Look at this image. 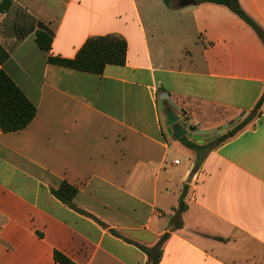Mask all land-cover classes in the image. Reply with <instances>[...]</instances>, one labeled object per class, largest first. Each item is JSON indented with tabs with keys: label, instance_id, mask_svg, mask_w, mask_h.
Masks as SVG:
<instances>
[{
	"label": "crops",
	"instance_id": "obj_1",
	"mask_svg": "<svg viewBox=\"0 0 264 264\" xmlns=\"http://www.w3.org/2000/svg\"><path fill=\"white\" fill-rule=\"evenodd\" d=\"M239 3L264 32V0ZM40 29L63 58L119 35L125 62L101 74L48 62ZM0 69L36 108L23 129L0 130V264H60L55 251L74 264H146L139 245L168 232L195 157L167 134L160 105L200 130L243 118L264 91V43L215 3L0 0ZM61 181L86 213L51 193ZM183 200L155 264H264V101L208 151Z\"/></svg>",
	"mask_w": 264,
	"mask_h": 264
},
{
	"label": "trees",
	"instance_id": "obj_2",
	"mask_svg": "<svg viewBox=\"0 0 264 264\" xmlns=\"http://www.w3.org/2000/svg\"><path fill=\"white\" fill-rule=\"evenodd\" d=\"M170 0H164L168 3ZM195 4L215 3L226 6L240 19L247 23L256 33L258 38L264 43V32L260 26L245 12L239 3V0H194ZM36 42L47 55V61L70 67L73 69L86 71L95 74H101L107 64H124L126 59V41L119 35L106 34L91 36L86 39L83 45L78 49L74 57L63 58L49 55V49L52 42V33L40 29L36 32ZM264 101V91L255 103L251 113L241 118L236 124L225 132L220 133L208 141L198 144L185 136L179 138L183 144L194 152L206 150L207 152L217 145L221 144L237 132L241 131L251 118L258 115L259 108ZM36 108L23 92L17 87L13 80L0 69V130L2 132H11L23 129L34 117ZM188 185H184L178 199V205L174 209L169 219L168 232L163 233L158 241L152 246L139 245L140 249L146 254V264H155L161 256L162 244L169 236V232L182 226L181 213L185 209L184 195ZM77 189L75 186L61 181L57 188H51V193L62 203L74 210L86 213L73 203ZM54 260L60 264H74L64 254L55 251Z\"/></svg>",
	"mask_w": 264,
	"mask_h": 264
},
{
	"label": "water",
	"instance_id": "obj_3",
	"mask_svg": "<svg viewBox=\"0 0 264 264\" xmlns=\"http://www.w3.org/2000/svg\"><path fill=\"white\" fill-rule=\"evenodd\" d=\"M167 97L168 94L166 92H162L159 96L160 99ZM160 109L163 112L164 127L168 135L172 136V138H174L175 140L185 135L196 140L197 143H204L212 137L225 132L227 129L231 128L236 122H238L240 117L242 116V114H240L234 117L233 119L229 120L228 122L222 124L218 128L200 130L187 127L185 119L177 115L171 107H162L160 105ZM207 153L208 152L206 150H199L195 152V157L192 166L190 167L184 178L185 184L189 185L193 183L196 173L198 172L202 161Z\"/></svg>",
	"mask_w": 264,
	"mask_h": 264
},
{
	"label": "rangeland",
	"instance_id": "obj_4",
	"mask_svg": "<svg viewBox=\"0 0 264 264\" xmlns=\"http://www.w3.org/2000/svg\"><path fill=\"white\" fill-rule=\"evenodd\" d=\"M251 113V112H250ZM249 113V114H250ZM242 117V116H241ZM241 117H240V119H241ZM239 119V120H240ZM252 119V118H251ZM237 123V122H236ZM235 123V124H236ZM230 129V128H229ZM174 142H177V140L176 141H174ZM175 144V146H179V143H174ZM188 152L189 151H187V150H185V149H180V151L177 153V158L179 159V160H181L182 161V163L183 162H185V161H187V154H188Z\"/></svg>",
	"mask_w": 264,
	"mask_h": 264
},
{
	"label": "built area",
	"instance_id": "obj_5",
	"mask_svg": "<svg viewBox=\"0 0 264 264\" xmlns=\"http://www.w3.org/2000/svg\"><path fill=\"white\" fill-rule=\"evenodd\" d=\"M182 118V117H181ZM184 119V118H183ZM174 163H178V160H174Z\"/></svg>",
	"mask_w": 264,
	"mask_h": 264
}]
</instances>
